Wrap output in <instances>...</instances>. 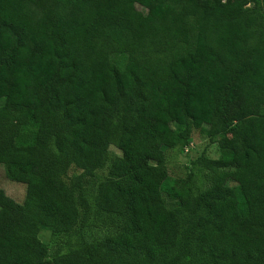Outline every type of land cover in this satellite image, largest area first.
<instances>
[{
  "label": "trees",
  "instance_id": "obj_1",
  "mask_svg": "<svg viewBox=\"0 0 264 264\" xmlns=\"http://www.w3.org/2000/svg\"><path fill=\"white\" fill-rule=\"evenodd\" d=\"M0 165V264H264V0H0Z\"/></svg>",
  "mask_w": 264,
  "mask_h": 264
},
{
  "label": "rangeland",
  "instance_id": "obj_2",
  "mask_svg": "<svg viewBox=\"0 0 264 264\" xmlns=\"http://www.w3.org/2000/svg\"><path fill=\"white\" fill-rule=\"evenodd\" d=\"M139 8V6H138ZM206 127V126H205ZM205 128H194L190 136L189 145L184 150L170 148L164 150L168 176L162 183L163 196L170 205L173 199L170 197L171 188L176 183L188 180V175L193 166V161H197V166H205L208 160L220 157L221 151L216 142L211 141L205 131ZM9 143L14 145L15 139H9ZM112 155L121 156V150L111 147ZM196 167L193 168L196 171ZM101 173H104L102 171ZM238 175L233 177L232 184L236 186ZM26 187L23 183L10 180L4 171L3 165H0V206L11 205L19 209L25 197ZM39 238L51 249L56 248L58 242L57 235L51 233L49 228H41L38 234Z\"/></svg>",
  "mask_w": 264,
  "mask_h": 264
}]
</instances>
